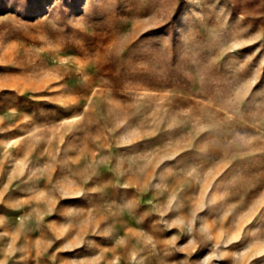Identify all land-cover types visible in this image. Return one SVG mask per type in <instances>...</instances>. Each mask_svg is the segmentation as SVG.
<instances>
[{
    "label": "rangeland",
    "instance_id": "1",
    "mask_svg": "<svg viewBox=\"0 0 264 264\" xmlns=\"http://www.w3.org/2000/svg\"><path fill=\"white\" fill-rule=\"evenodd\" d=\"M0 264H264V0H0Z\"/></svg>",
    "mask_w": 264,
    "mask_h": 264
}]
</instances>
